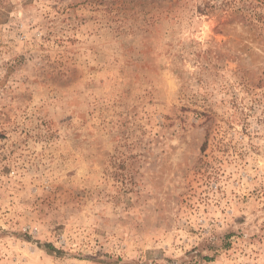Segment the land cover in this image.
<instances>
[{
    "label": "rangeland",
    "instance_id": "rangeland-1",
    "mask_svg": "<svg viewBox=\"0 0 264 264\" xmlns=\"http://www.w3.org/2000/svg\"><path fill=\"white\" fill-rule=\"evenodd\" d=\"M0 264H264V0H0Z\"/></svg>",
    "mask_w": 264,
    "mask_h": 264
}]
</instances>
